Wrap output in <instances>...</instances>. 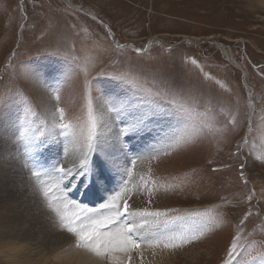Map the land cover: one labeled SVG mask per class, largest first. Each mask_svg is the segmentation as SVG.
<instances>
[{
	"label": "rangeland",
	"instance_id": "1",
	"mask_svg": "<svg viewBox=\"0 0 264 264\" xmlns=\"http://www.w3.org/2000/svg\"><path fill=\"white\" fill-rule=\"evenodd\" d=\"M247 1L0 0V118L15 123L22 169L45 162L32 179L62 202V228L96 227L141 204L159 218L152 244L163 232L184 236L175 249L169 242L170 261L154 257L153 244L130 248L124 264L144 255L150 264H264V7ZM40 78L59 132L33 90ZM99 103L111 107L113 129L98 125L108 114ZM145 105L170 131L159 136L160 124L121 123L116 113L140 119ZM9 163L0 161L2 185L12 183ZM101 256L114 261L110 249Z\"/></svg>",
	"mask_w": 264,
	"mask_h": 264
},
{
	"label": "bare ground",
	"instance_id": "2",
	"mask_svg": "<svg viewBox=\"0 0 264 264\" xmlns=\"http://www.w3.org/2000/svg\"><path fill=\"white\" fill-rule=\"evenodd\" d=\"M247 3L251 9L255 8V4H257V8L264 7V0H248ZM37 82L38 86L33 90L34 92H37V96L39 97L40 109L45 115L50 131L54 129L56 132H59V127L56 126V110L52 104L53 101L48 98L45 80L40 78ZM97 108L100 111H108V114L104 115V118L98 115V125L101 126L104 121H106L107 123H110L108 127L113 129L115 123L117 124L118 121L113 118V114H111L110 111L111 107L99 103ZM113 110L115 109H112V111ZM133 112V110H129L125 112V114H131ZM116 113L121 123L134 122L141 127L143 124H148L154 128L156 124H160L156 128L160 131L159 136L162 132L170 131L168 127L166 128L167 123L162 124L163 120H167V118L163 117L158 110L152 108L149 109L146 105L142 107V115L140 119H138L137 115L127 119L125 114L119 112ZM54 118L56 122H54ZM6 119L3 116L0 118V161L5 158L10 159V165L5 171H13V173L11 176L12 183L10 185L0 184V192H5L7 196L12 198V200L3 201V204L0 203L1 256L8 259L12 264H104L101 254L105 252L106 249H110V251L114 253V261L111 264H124L126 256L130 253V248L133 247L139 251L141 248V250H143L146 249L147 246L149 247L154 244L157 245V247L152 249L153 256L158 258V253L162 252L159 254L160 257H162L164 261H170L173 252L176 250L173 251L169 248V242L171 241L175 245L173 247V249H175L176 246H179L177 238L179 240L184 235L170 239L168 236L164 235L163 232L162 235L161 233L159 234L158 242L152 244L149 239L160 231L159 223H157L159 218L157 216H152L154 214V211L152 210L145 209L144 214H142L140 211L141 209L138 208L143 206L141 204H136L135 206L130 207L131 209L129 210L125 209V207H119L117 214L113 211L112 214H109L107 221L104 219L99 222L97 221L98 223L96 222V227L94 225V227H80L79 229H74V227L73 229L62 228L61 221L58 219V213L61 211L60 209L63 208L62 202L58 199H51L47 193L45 194L49 185H45V183L36 185L32 179V173L37 171L44 172L45 162L40 161L37 169L35 166V169L30 168L29 170L28 168L29 171L26 167L22 169V161L24 162V159L27 161L28 157H23L22 152L15 148L16 146L14 145L13 139L16 126L11 117L10 119L9 117H6ZM139 132L144 131L142 130ZM164 135L166 138L160 139L154 144L156 152L163 151L164 147L169 143L170 134L167 135L166 133ZM144 139H147V142L150 143V134H144L142 139L140 138V140L146 142ZM117 145L120 147L117 148L116 146V149L112 151H118L119 153L120 150L119 154L126 160L124 152H121V145ZM33 146H35V144ZM29 148L33 147L29 146ZM14 151L17 153V159L13 154ZM138 156H136V158ZM6 165L4 167H6ZM1 172H3V169L0 167V180ZM53 175H55V181L59 187L58 182L60 180L62 181V178L66 177V175L64 176L61 171L57 173L53 172ZM104 176L107 177V174H104ZM42 177L41 174V178ZM42 179L44 180V178ZM89 180L91 181V179ZM89 183L90 189L88 192L91 193L90 196L92 198L95 194L92 190L91 182ZM75 193L78 192L75 191ZM136 195L137 194L133 197ZM138 196H140V194ZM136 198L134 201H136ZM70 199L68 200L70 201ZM79 208H83L81 209L82 211L88 209L84 206H80ZM72 210H74L73 206ZM147 219H149V221H147ZM71 220H74L73 217H71ZM51 224H53V226H51ZM105 226L112 228L113 233L111 235L115 237L111 239V235L106 232L107 230L104 231L103 228L99 231L100 227L106 228ZM78 231L79 235L73 238L72 236H74L75 233L78 234ZM105 237H109V239H105ZM84 240L88 241V246L86 247H82L81 244V241ZM183 246H181V249H184L186 244ZM149 258L150 257H146L145 255L135 257L132 259V264H150L151 260H149Z\"/></svg>",
	"mask_w": 264,
	"mask_h": 264
}]
</instances>
